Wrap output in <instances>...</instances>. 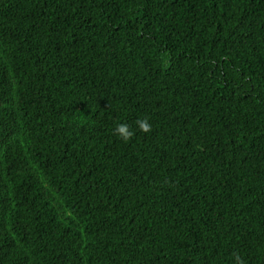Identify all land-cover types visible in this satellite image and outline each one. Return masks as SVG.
Segmentation results:
<instances>
[{
    "label": "trees",
    "instance_id": "trees-1",
    "mask_svg": "<svg viewBox=\"0 0 264 264\" xmlns=\"http://www.w3.org/2000/svg\"><path fill=\"white\" fill-rule=\"evenodd\" d=\"M234 253L264 264V0H0V264Z\"/></svg>",
    "mask_w": 264,
    "mask_h": 264
},
{
    "label": "clouds",
    "instance_id": "clouds-1",
    "mask_svg": "<svg viewBox=\"0 0 264 264\" xmlns=\"http://www.w3.org/2000/svg\"><path fill=\"white\" fill-rule=\"evenodd\" d=\"M134 123L136 124L139 131L143 133H149L152 131V126L147 118L137 119ZM114 133L124 142L129 141L135 134L134 130H132L127 123H118L114 129ZM233 255L235 264H244L243 260L238 254L234 253Z\"/></svg>",
    "mask_w": 264,
    "mask_h": 264
}]
</instances>
